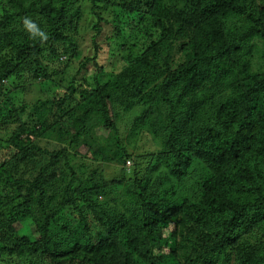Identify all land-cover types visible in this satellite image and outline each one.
Masks as SVG:
<instances>
[{
  "label": "trees",
  "instance_id": "obj_1",
  "mask_svg": "<svg viewBox=\"0 0 264 264\" xmlns=\"http://www.w3.org/2000/svg\"><path fill=\"white\" fill-rule=\"evenodd\" d=\"M0 264H264V0H0Z\"/></svg>",
  "mask_w": 264,
  "mask_h": 264
},
{
  "label": "rangeland",
  "instance_id": "obj_2",
  "mask_svg": "<svg viewBox=\"0 0 264 264\" xmlns=\"http://www.w3.org/2000/svg\"><path fill=\"white\" fill-rule=\"evenodd\" d=\"M83 8L85 9L84 10L85 11V18L84 19H85L86 23L93 25L94 19H93V16L90 14L89 8L86 6H83ZM126 19H128V18H126ZM129 19L133 20L132 17H129ZM140 28H134V26L123 27L122 33L118 34L115 39H114V36L116 34V31L114 30V27H113V32L109 29H106L103 32L102 36L98 38V40H100V41L97 43V45L99 47H101V49H100L101 52H100V57H99L100 62L107 68H111L112 66H114V68L116 69V67L121 64L122 48H126L125 46H126L127 42L125 43V41H127V40H124V39H126L127 36L125 34H127L129 36L130 35L135 36L136 34H138V31ZM94 33L95 32L92 28L86 29L85 27H81L78 30L79 36L76 40V44L78 47L77 49L81 51V54L79 56V59H77V62L82 61V59H84L85 57L87 58V57L92 56L93 46L89 41H90V39ZM106 35L107 36L111 35V39H109L107 41L101 40ZM118 37H122V38H118ZM50 56L51 55H49L48 57H50ZM257 62H259V60ZM60 63H61L60 69H59L60 71L56 76V80H61V79L67 78L69 76H73L76 73V68H78L77 63H75L74 65H66L65 64L66 59L64 57L60 58ZM87 64H88L89 72H92V70H93L92 62L89 61ZM258 65H256V66H258ZM79 79L80 78H78V80ZM29 92L30 93L25 94L24 96L27 100H30V101L34 100L35 98H44L45 97L43 93H39L37 90L32 89V88H31V91H29ZM135 114L136 113H132V116H135ZM123 115H124V118H123V122H124V120L127 118V116H126L127 114L124 113ZM128 115H131V113ZM132 116H129L130 119ZM123 122L120 124V128H121V131H125L123 133L126 134V132L128 130L124 129L125 125L123 124ZM127 125H128V123H127ZM123 138H125L124 135H123ZM124 143H125L127 150L130 153L129 157L126 158V163H125V169L128 172V174H130V175L133 173L134 166L137 162H141V161L149 162L148 159L142 160L141 159L142 156H144L148 153L156 152L157 150H160V147L162 146L160 141L154 139L150 134L139 137L134 142H126L125 141ZM38 144L42 148L48 149V150H53L56 147V145L53 142L47 141L45 139L39 140ZM75 165L77 166L78 164L75 163ZM144 166L145 165H139L138 164L139 168H143ZM77 168L81 174H87L88 173L86 170V167L84 165L77 167ZM192 168L193 169L195 168L194 164L192 165ZM100 170H101L102 176H104L108 180L107 182L114 180V179H112L114 177H120L121 176L119 169L113 164H102L100 168L96 169V172H99ZM110 183H112V182H110ZM128 186H129L128 185V179L123 180V183L121 184V187H123L122 190H124V188H126Z\"/></svg>",
  "mask_w": 264,
  "mask_h": 264
},
{
  "label": "bare ground",
  "instance_id": "obj_3",
  "mask_svg": "<svg viewBox=\"0 0 264 264\" xmlns=\"http://www.w3.org/2000/svg\"><path fill=\"white\" fill-rule=\"evenodd\" d=\"M125 129V128H124Z\"/></svg>",
  "mask_w": 264,
  "mask_h": 264
}]
</instances>
